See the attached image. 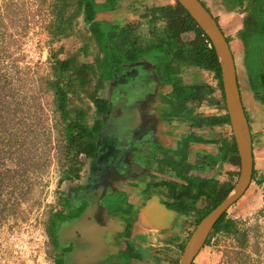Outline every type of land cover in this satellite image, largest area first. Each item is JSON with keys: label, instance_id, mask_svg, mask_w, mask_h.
I'll return each mask as SVG.
<instances>
[{"label": "rangeland", "instance_id": "374dc122", "mask_svg": "<svg viewBox=\"0 0 264 264\" xmlns=\"http://www.w3.org/2000/svg\"><path fill=\"white\" fill-rule=\"evenodd\" d=\"M211 2L236 62L253 131L254 176L227 209L223 227L210 231L203 259L205 264H264V99L256 97L249 80L242 41L259 22L264 0ZM60 10L71 23L66 35L54 36ZM146 28L147 23L138 26L140 32ZM97 56H102L100 46L77 0H0V264L54 262L57 213L72 188L85 180L90 158L79 156L77 179L63 178L70 164L65 123L47 80L54 78L51 67L56 59L71 60L62 76L68 108L79 110L91 127L96 118L91 96L105 92L97 86V73L89 68L83 80L79 70L83 64L95 66ZM115 200L113 205L122 203L124 194L110 197L109 203Z\"/></svg>", "mask_w": 264, "mask_h": 264}, {"label": "crops", "instance_id": "0c3cea01", "mask_svg": "<svg viewBox=\"0 0 264 264\" xmlns=\"http://www.w3.org/2000/svg\"><path fill=\"white\" fill-rule=\"evenodd\" d=\"M200 1L217 18L210 8L213 2ZM95 2V19L118 25H144L153 7L176 4L175 0ZM181 38L191 41L195 34L188 31ZM169 71L168 77L159 74L154 64L142 60L101 87L105 95L99 97L117 104L114 129L121 131L122 144L117 139L109 146L117 150V155L108 158L111 168H99L89 159L85 180L75 186L87 184L78 197L87 204L85 210L94 209L79 229L73 224L66 228L65 235L73 242L64 246L71 249L60 264H176L207 207L204 195L194 200L181 196L188 181L179 172L196 177L199 186L206 180L237 181L240 165L224 158L233 132L226 119L223 85L213 71L176 56ZM118 193L125 200L111 205V212L104 203L111 204L110 197ZM206 251L203 244L193 264H205Z\"/></svg>", "mask_w": 264, "mask_h": 264}, {"label": "trees", "instance_id": "16d2710c", "mask_svg": "<svg viewBox=\"0 0 264 264\" xmlns=\"http://www.w3.org/2000/svg\"><path fill=\"white\" fill-rule=\"evenodd\" d=\"M175 1V5L156 6L150 10L149 14H151V18L147 22L146 28L150 32V36L147 37L145 32L138 30L140 24L118 25L105 20H96L95 14L98 9L95 0H77V6L82 12L83 20L88 24L89 31L99 44L100 51L102 52V56L96 57L95 66L91 64L82 65L79 70L82 75L81 78L85 80L86 70L92 69L98 75L97 86L100 88L105 82L126 74L132 69L134 63L142 60L154 64L159 74H165L168 77L171 61L176 56L184 59L189 64L199 65L213 71L222 85L220 63L212 43L211 46L207 45L206 40L211 42L208 35L191 17L188 11L177 0ZM202 4L205 6L203 2ZM207 10L209 9L207 8ZM62 11L58 12L59 21L53 32L54 36L60 34L66 35L65 29L71 23L68 18L65 21ZM259 16V22L252 27L250 32L243 35L242 41L245 47V63L249 80L253 85L256 97L263 100L264 8L259 10ZM159 21H162L163 25H158ZM64 23H66V26H64ZM188 31L194 32L195 38L191 41H184L181 38V34ZM227 41L229 42L228 38ZM70 66V59H56L51 67L54 78L47 80L48 87L53 91L56 109L65 123L64 137L67 140L70 164L64 171L63 178L69 180L77 179L80 175L82 161L79 156L81 154H85L91 158L96 154L98 135L105 125V120L101 118L107 114L110 107V102L107 99L96 95L91 96L96 108V118L91 127H88L83 121L82 113L79 110L68 108L69 98L67 96V89L63 85L62 76L70 69ZM72 111H74L73 115ZM245 113L247 116L246 111ZM226 119L229 121L228 114H226ZM227 157L231 163L239 165L240 160L234 139L231 147L225 150L224 158ZM179 176L188 181V185L183 188L185 190L182 191L181 196L190 197L194 200L199 195H204L207 199V207L200 214L196 223L223 201L234 186V183H218L215 180H206L199 186L195 184L197 181L196 177L187 176L182 174V172H179ZM66 200L70 202L68 198ZM113 204H106V206L109 205L111 212L114 207ZM225 215L226 211L217 220L213 226V230H220L223 227L222 222ZM229 225L230 221L226 223L225 227L229 228ZM60 262L58 261L57 264H60Z\"/></svg>", "mask_w": 264, "mask_h": 264}, {"label": "water", "instance_id": "95a60500", "mask_svg": "<svg viewBox=\"0 0 264 264\" xmlns=\"http://www.w3.org/2000/svg\"><path fill=\"white\" fill-rule=\"evenodd\" d=\"M177 1L188 11L191 17L208 35L213 45L221 67V81L223 85L225 107L232 126L233 139L240 160L239 176L232 190L223 201L198 222L189 236L180 259L177 262V264H191L217 220L244 194L250 185L254 162L250 126L243 106L237 77L236 62L229 42L213 14L207 10L200 0ZM99 146L98 143L94 164L97 162ZM93 209L92 207L87 208L82 216L72 222L75 228L79 229L81 227L82 222L91 216Z\"/></svg>", "mask_w": 264, "mask_h": 264}, {"label": "flooded vegetation", "instance_id": "af4514ba", "mask_svg": "<svg viewBox=\"0 0 264 264\" xmlns=\"http://www.w3.org/2000/svg\"><path fill=\"white\" fill-rule=\"evenodd\" d=\"M118 111L117 104H110L109 110L106 115L103 116L105 119V125L102 128V130L99 132L98 135V143H99V153L97 156V165L99 168H111L110 163H108V158L112 155H117V150H112L109 148L110 145L116 144L118 142L117 139H119V143L122 144L123 135L120 130L114 129L115 127V120L114 116L116 115V112ZM114 136V138H113ZM111 147V146H110ZM107 148V149H106ZM98 149V147H97ZM96 149V151H97ZM95 151V152H96ZM96 154L93 158H90V162L93 164ZM87 184L80 185L78 187L72 188V191L69 192V194L65 197V201L63 204V209L60 210L57 214V226L53 233V242L54 245L57 248V252L55 255V259L53 264H57L58 261H61L62 258L67 257L70 251V247L64 248L65 245L69 244L70 242H73L71 236L65 235L66 228L70 227L72 222L79 218L87 204L80 202V199L78 197L79 190L83 187H86ZM86 193L88 200L91 201V197ZM67 198H72V202H67ZM104 201L102 202L103 205ZM106 206V202L104 203ZM61 263V262H60Z\"/></svg>", "mask_w": 264, "mask_h": 264}, {"label": "built area", "instance_id": "2783aa9c", "mask_svg": "<svg viewBox=\"0 0 264 264\" xmlns=\"http://www.w3.org/2000/svg\"><path fill=\"white\" fill-rule=\"evenodd\" d=\"M206 42L208 46H211V42H209L208 40H206Z\"/></svg>", "mask_w": 264, "mask_h": 264}]
</instances>
